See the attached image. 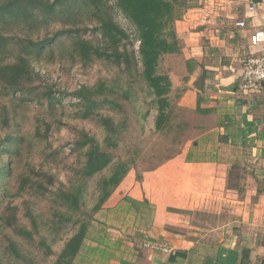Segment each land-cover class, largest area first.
<instances>
[{"label": "crops", "instance_id": "0c3cea01", "mask_svg": "<svg viewBox=\"0 0 264 264\" xmlns=\"http://www.w3.org/2000/svg\"><path fill=\"white\" fill-rule=\"evenodd\" d=\"M257 29L264 0L187 1L175 22L181 50L165 56L197 138L141 179L128 172L73 264H243L245 250L244 264H264V81L239 88L246 58L264 54L250 41ZM220 205L242 216V231L231 221L183 230L190 213Z\"/></svg>", "mask_w": 264, "mask_h": 264}, {"label": "rangeland", "instance_id": "374dc122", "mask_svg": "<svg viewBox=\"0 0 264 264\" xmlns=\"http://www.w3.org/2000/svg\"><path fill=\"white\" fill-rule=\"evenodd\" d=\"M83 1L64 0L59 5L60 11L55 13H46L37 5H31L29 8L38 17L35 22L23 17L13 21L0 12V64L14 62L19 53L24 54L22 49L29 41L55 36V40L42 51L41 59L32 61L35 72L39 73H33L30 80L16 90L6 89L0 82V142L10 136L17 137L16 163L12 164L5 179L0 175V259L4 264L54 263L55 254L45 253L46 246L38 242L34 245L19 233L18 226L33 228L31 213L39 214L42 225L35 238H45L56 252L77 228L72 226V221H60L59 217H55V208L64 215L73 213L74 218L93 220V224L101 222V215L93 210V206L98 198V182L110 173L111 168L109 166L92 177L82 176L81 168L86 162L89 145L83 147L81 142L87 136H95L103 149L113 156L114 162H126L137 179L183 151L197 138L196 114L177 105L181 88L170 95V123L164 129L156 130L158 111L148 87L140 80L141 69L127 70L125 64L117 65L103 58L84 63L77 56L73 45L75 39L104 41L101 32L96 29L99 24L94 15L96 11ZM106 2L112 17L129 35L120 44V50L126 45L138 58L140 41L136 27L117 7L115 0ZM26 51L33 55L31 48ZM168 64L169 57L164 55L160 69L169 74ZM107 78L112 86L132 88L131 99L109 93L110 100H116L119 106L116 101H101V105L94 107L88 102H80L74 95L82 85L93 86L100 79ZM114 79L118 83L113 82ZM47 92L56 93L57 99L48 98ZM88 110H92L94 116L85 117ZM107 115L114 120L113 130L117 128L111 132V139H107L110 133L98 118ZM2 155L0 153V157ZM46 172L56 176L52 185L54 190L63 187L62 184L69 186L70 181L77 178L79 184L85 183L86 193L80 211H72L53 192H35L30 188L28 178H45ZM236 184H239L238 181ZM185 220L188 227L183 230L192 234L196 232V227L200 228L199 233L206 234L211 232L208 229L230 221L238 224L241 231L243 228L242 216L229 213L226 205H220L218 211L210 208L194 211ZM11 241L17 243L22 256H27L26 260L18 258L17 253L10 249Z\"/></svg>", "mask_w": 264, "mask_h": 264}, {"label": "trees", "instance_id": "16d2710c", "mask_svg": "<svg viewBox=\"0 0 264 264\" xmlns=\"http://www.w3.org/2000/svg\"><path fill=\"white\" fill-rule=\"evenodd\" d=\"M64 0H0V12L6 14L11 20L17 21L23 18H29L31 22L36 21L35 14L29 6L37 5L43 12L55 13L60 11L59 5ZM66 1V0H65ZM85 4L94 9L95 17L99 24L96 29L101 32L102 38L105 41L93 42L85 38H77L73 41L74 52L80 59L86 63L95 58H103L117 65L125 64L127 70L141 69L139 72L140 80L148 87L150 94L153 96V103L158 111L156 115V130H162L170 123L171 106L170 95L173 91L172 81L167 72H162L160 62L165 54L178 53L181 50L177 33L175 30V22L180 17L183 8L186 6V0H115L117 7L130 19L138 32L140 41L138 58L134 51H129L124 45V49L120 50V44L124 39L129 37L127 31L112 17L109 11L107 0H84ZM83 1V3H84ZM38 18V17H37ZM55 40V36H49L42 40H31L28 45L22 49L23 53H19L14 62L0 64V82L6 89H14L23 86L30 80V77L35 72L32 61L40 60L42 51L46 49ZM104 42V43H103ZM31 48L32 56L26 50ZM33 57V58H30ZM141 62V66H139ZM117 78L121 79L119 76ZM113 82L118 83L117 79ZM121 95L126 99H131L132 88H125L123 85L112 86L107 79H100L96 85H82L74 92V95L80 99V102H88L90 106L97 107L101 105V101L115 102L110 100L107 94ZM47 97L57 99L56 93L47 92ZM117 102V101H116ZM118 106L120 105L117 102ZM92 110H88L85 117L94 116ZM100 124L107 130V139H111V132L115 124L111 116H100ZM117 127V125H116ZM88 138L81 142V146L89 149L86 151V162L81 168L82 176L92 177L96 173L101 172L105 168H111L110 173L103 176L98 182V198L93 206V210L99 212L114 194L120 183L130 171V166L126 162L115 161L113 156L108 153L100 145L95 136H87ZM17 137L10 136L4 142H0V175L3 177L10 173L13 163H16L14 157L17 152ZM4 150V152L2 151ZM5 176V177H6ZM52 176V180L50 179ZM4 177V179H5ZM28 178V177H27ZM45 178H49L46 180ZM45 178L33 179L28 178V183H31L30 188L35 192L47 191L57 194L60 200L69 206L72 211H80L84 204V193H86L85 183L79 184V178L70 181V185L54 190L52 185L56 181V176L51 172H46ZM54 178V179H53ZM180 212H185L179 210ZM55 217H59L60 221H72V226L76 231L73 235L67 237L62 248L55 251L53 247L46 242L45 238L36 239V234L40 233L42 225L39 221V214L31 213L32 229L18 226L19 233L28 238L34 245L38 242L39 245L46 246L45 253L55 254L53 264H73L74 260L80 254L83 248L84 241L89 237L91 228L94 225L92 221L83 220L80 217L74 218V214L64 215L58 208H55ZM47 223L44 225L46 226ZM53 227V226H52ZM51 227V228H52ZM58 236H56L57 240ZM62 238V236L60 237ZM63 239V238H62ZM55 240V238H54ZM10 249L17 253L18 258L26 260L27 256L19 252V247L15 241H11ZM249 251L245 250L243 261L246 259ZM243 262V264H244ZM0 264L4 262L0 259ZM121 264H130L123 261Z\"/></svg>", "mask_w": 264, "mask_h": 264}, {"label": "built area", "instance_id": "2783aa9c", "mask_svg": "<svg viewBox=\"0 0 264 264\" xmlns=\"http://www.w3.org/2000/svg\"><path fill=\"white\" fill-rule=\"evenodd\" d=\"M250 10H255L252 5ZM239 27H245L246 22L239 20L236 22ZM250 41L253 46L264 44V29H257L250 35ZM264 81V54L250 55L246 58L242 71L239 88L242 91L257 88ZM157 246L158 244L155 243Z\"/></svg>", "mask_w": 264, "mask_h": 264}, {"label": "water", "instance_id": "95a60500", "mask_svg": "<svg viewBox=\"0 0 264 264\" xmlns=\"http://www.w3.org/2000/svg\"><path fill=\"white\" fill-rule=\"evenodd\" d=\"M201 83H202V79L200 78V85H199L200 88H201Z\"/></svg>", "mask_w": 264, "mask_h": 264}]
</instances>
